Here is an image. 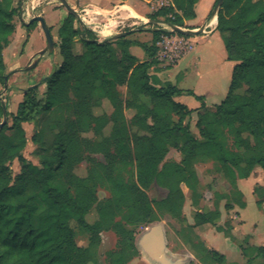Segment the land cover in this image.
I'll return each mask as SVG.
<instances>
[{
    "label": "trees",
    "instance_id": "1",
    "mask_svg": "<svg viewBox=\"0 0 264 264\" xmlns=\"http://www.w3.org/2000/svg\"><path fill=\"white\" fill-rule=\"evenodd\" d=\"M140 1L151 6L158 0ZM165 1L167 4L147 19L161 18L168 27L194 29L186 23L196 18L199 0ZM16 13L13 0H0V85L7 81L2 52L14 34ZM211 18L212 12L206 22ZM76 22L68 14L58 28L62 62L41 81V96L39 85L26 88L14 113L7 112L0 98V123L4 113L11 120L10 126L7 122L0 129V264L92 263L89 249L76 244L72 223L91 234L90 246L100 243L102 232L112 231L118 249L107 253L108 264H128L139 256L137 226L156 221L155 211L180 219L183 195L179 185L196 191V163H215L218 175L235 190L236 180L247 179L257 167L264 176V0L222 1L215 30L226 60L234 65L227 93L213 110L205 107L202 97L170 83L159 85L150 74L159 64L156 44L162 35L174 32L150 30V45L126 37L116 39L117 51L110 40L98 42L89 30L75 28ZM33 25L37 23L24 26L29 30ZM76 38L82 45L79 54L74 52ZM132 44L144 51L146 60L140 62L129 53ZM119 87L126 88L124 101ZM182 95L193 97L199 108L190 110L176 102ZM102 99L112 107L110 115L94 114ZM128 107L135 110L129 125L123 116ZM194 112L198 137L189 129ZM26 124L38 128L31 138L37 147V165L22 155ZM107 126L110 130L105 135ZM226 140L230 148L225 146ZM170 149L181 156L179 163L164 162ZM84 152L100 154L103 162H95L85 177H79L75 169ZM14 161L19 172L13 178L9 164ZM130 166L135 179L123 181L120 172ZM62 172L66 174L65 188L60 183ZM88 182L105 183L110 198L97 202ZM152 183L169 189L165 199L149 201L144 190ZM254 193L256 205L261 207L264 185L255 186ZM94 205L98 218L88 224L86 216ZM117 215L119 221H114ZM193 219L195 227L211 225L221 231L216 226L218 211L194 212ZM197 245L206 257L217 259L218 264L224 262L222 255L202 243ZM256 251L264 256V247Z\"/></svg>",
    "mask_w": 264,
    "mask_h": 264
},
{
    "label": "rangeland",
    "instance_id": "2",
    "mask_svg": "<svg viewBox=\"0 0 264 264\" xmlns=\"http://www.w3.org/2000/svg\"><path fill=\"white\" fill-rule=\"evenodd\" d=\"M216 0H200L201 2L198 6L206 10V16L203 23H209V27L197 36H193L196 40L194 49L189 54L185 55L177 64L176 69L170 71L157 70L155 72H162L160 74V80L164 85L166 81H172L180 89L190 90L193 92L208 93L206 105L213 107L218 105L221 100L224 99L231 77V71L233 68V63L226 60V55L224 52V47L220 35L215 33L212 36H207L210 34L211 28L215 26L216 17L212 16L209 22H206V18L210 12H212ZM206 2V3H205ZM205 3V4H204ZM14 6L17 8L16 16L13 19V24L15 26V31L13 36H11V41H9L8 46L4 49V58L6 63H11L14 61L26 62L28 57V63L24 68H22L21 74H13L6 72L7 81L4 85H0V98L6 106L8 113L15 112L18 95H20L21 90L28 87L39 85V96L43 93L41 81L44 78L50 77L54 72L57 71L62 62V57L59 53V39L57 31L63 20H59V13L62 10V6L57 0H13ZM166 5L165 0H158L153 5V14L158 11L162 6ZM72 9L76 11L78 15H81L79 9L72 4L70 5ZM65 10V9H64ZM156 10V11H155ZM199 14H201V11ZM66 14L68 12L65 10ZM34 16H41L47 26L50 29V33L54 42V48L51 52H46L39 60L35 68L26 70L36 60V54L46 47V42L44 35L39 27V25H33L29 30L24 26L25 23L29 22ZM214 20V23H213ZM78 19V22L74 23V27L78 30L85 28L92 32L97 41L102 42L100 37V30L95 28V25L89 27L88 25H83ZM159 25H154V28H165L169 27L163 23V20L158 19ZM148 25L152 23L148 19ZM188 24V22L186 23ZM202 25L197 26L194 29L201 28ZM39 28V29H37ZM193 29V30H194ZM36 30V31H35ZM190 30V29H189ZM175 34V33H174ZM131 36V35H130ZM206 36V37H204ZM189 37V36H186ZM152 34L150 30L145 32H138L135 37L142 43L150 42ZM160 40V47L157 50V57L162 61L161 63L166 64L165 60L170 59L173 61L178 58L182 52L183 46H178L169 51L167 45L163 39ZM169 46H173L172 42L168 43ZM14 47V53L11 48ZM82 45L79 38L75 39L74 52L76 54L81 53ZM132 56L136 59L146 60V55L141 48H134L132 50ZM171 64V63H170ZM174 72H179L176 74L180 77L178 84L176 83L175 77L169 78L170 74ZM154 70L150 72L152 76ZM182 77H185L183 80ZM158 83V82H157ZM121 99L124 101L126 97V88H118ZM188 107H191L193 103H196L193 97L186 96L184 101ZM198 105V104H197ZM112 107L109 105L108 101L102 99L100 101V106L93 109L95 115L106 114L110 115L112 113ZM135 110L131 107L123 109V116L126 123L129 125L130 118L134 115ZM8 126L11 125V120L7 117ZM192 115L190 117L189 126L192 131L195 132L193 126H191ZM26 146L22 152L23 157L26 161L33 165H37V157L35 154L36 146L31 141L32 136L38 130L32 124L23 125ZM110 126H107L104 130L105 135L109 133ZM192 133V132H191ZM85 137H92L91 134H84ZM226 147H229V140L224 142ZM83 159L79 162L75 169V174L79 177H85L88 171L93 168L95 162H103L102 156L100 154L82 153ZM88 158V159H87ZM91 160H90V159ZM181 156L179 153L173 149H170L166 155L164 162L179 163ZM212 165L210 162L206 163H196L195 171L198 178L199 186L195 187L196 191L192 193L185 184H180L179 188L183 195V202L180 210V219H175L170 216L165 211H155L157 220L140 225L136 227L135 230V244L137 246L138 238L145 233L151 226L158 225L161 227L164 234V245L165 256L171 261H181L183 264H218L217 259L208 258L205 253L197 245L202 243L203 246L209 251H215L219 255L224 257V262L222 264H264V256L262 253H257V247H264V207H257L255 202L257 197L254 194H246L245 202L246 208L242 212L241 220L244 223L239 222L238 230L232 235L231 222L236 214L231 212V210L238 211L242 209L239 207L240 203H244L242 196L237 195V191L233 189L226 181L222 179H217V167ZM9 168L12 173V177L19 172V165L16 161L9 164ZM121 177L123 181L130 182L135 179V170L133 166L122 170ZM65 172L60 175L61 184L63 188L67 187L65 184ZM213 176V177H212ZM216 176V177H214ZM87 186L94 191L95 198L97 202H104L109 199L111 194L105 183H94L88 182ZM147 198L151 202H157L165 199L168 195L169 189L152 183L148 189L144 190ZM70 194L73 196V190L70 189ZM220 196L221 199H216ZM228 204L229 208H225ZM232 204V205H231ZM95 206L90 210L86 216V222L88 224L94 223L98 216L96 213ZM245 207V206H244ZM40 210L42 205L39 204ZM206 210L218 211L220 214V219L216 226L218 229L211 225H201L194 226L193 214L194 212H202ZM114 221H119V216L117 215ZM229 227H228V225ZM75 231L76 237L75 242L78 246L83 248H88L89 253L92 257V263L90 264H108L107 253L117 251V238L112 231H104L100 234V243L98 245L90 246V236L91 234L84 229H77L75 224H71ZM201 238H205L204 241ZM207 239V240H206ZM226 239H230L227 241ZM138 248V247H137ZM193 249V251L191 250ZM139 257L135 258L129 264H158L157 262L150 260L139 248ZM195 253V254H194ZM197 253V254H196ZM201 257L203 260L199 259Z\"/></svg>",
    "mask_w": 264,
    "mask_h": 264
},
{
    "label": "crops",
    "instance_id": "3",
    "mask_svg": "<svg viewBox=\"0 0 264 264\" xmlns=\"http://www.w3.org/2000/svg\"><path fill=\"white\" fill-rule=\"evenodd\" d=\"M199 1L195 6L196 18L192 21H189L187 24L191 28H196L197 26H200V25H202V26L207 25V27H209V25H208L209 23H203L205 16H206V10L203 11V9L201 7H199V9H198L199 4L201 3ZM66 2L69 4V6L70 5L72 6V4L74 3V5L81 12V15H79V18H80L79 22H81L83 25L84 24L88 25L89 27H91L92 25H95V28L100 30L99 34H100V37L102 38V41L110 40L111 47L117 48V51H118V47H117V44L115 42L116 39H113V37L116 34L131 31V33L126 36L127 40L135 42V43H139V44L150 45L152 38H151L150 42H147V43H142V42H140L136 39H132V38L135 37L137 35V33L139 32V31H137L139 27L142 28V32H145L148 30H153V29H159V28H154L155 27L154 25H159V24L151 23L150 25H148V23H147V21H148L147 16L152 14L153 13L152 11H154L155 8L141 2L140 0H66ZM198 10L201 11V14H199ZM66 16H67V14H66L65 10H64V8H62L61 12L59 13V20L60 21L63 20ZM215 28H216V22H215V26L213 28H211V30L209 32L210 34H208L207 36H212L215 33L218 34V32L215 30ZM37 29H39V28H37ZM162 29H164V28H162ZM192 37L193 36L186 37V36H179L176 34H170V35H166V36L162 35L160 37V39L164 40L165 44L167 45L166 47H168L169 51H172L173 48L177 47L175 45L183 46L184 50L182 52H180V55H177L178 58L176 60L173 61L172 59H170L171 62H169L168 60H165L166 64L161 63L162 60L157 57L159 64L155 68L153 75L158 80L159 84H162V81L160 80V74L162 72H155V71H157V70L170 71V69L171 70L176 69L179 61L185 55H187L193 51L194 46L196 44V40H194V38H192ZM204 37H206V36H204ZM9 41H11V37H10ZM170 42H172L174 45L169 46L168 43H170ZM136 47L140 48L136 44L130 45L128 51L131 55H132V50ZM156 47L159 49L160 40L156 44ZM11 50L14 53V47H12ZM2 54H3V58H4V50H3ZM14 55H15V53H14ZM138 60L140 62H142L143 59L141 58ZM28 61H29L28 57H27L25 63H22L21 61L12 60V62L9 64V63H6L4 60L6 72L10 71L9 73L19 75V74H21L20 72H22V70H23L22 68H24L27 65ZM24 64H25V66H24ZM177 73H179V72H174V74L172 73L169 75L170 79L175 77V80H176L175 84H178V81L180 80V77L178 75L176 76ZM184 78L185 77H182L181 79L183 80ZM171 80H173V79H171ZM171 80L164 82V84L170 83L171 85L178 88L176 85H174V83H172ZM41 89L43 90L44 86H42ZM178 89H180V88H178ZM180 90H185V89H180ZM188 91H190V90H188ZM22 92H23V89L21 90L20 95H18L17 104L22 100ZM191 92L194 95L200 96L203 98V103L207 109H209V110L214 109L215 105L213 107L206 105L208 93L205 92L203 94L200 92H193V91H191ZM186 96H188V95H182L178 98H175V101L180 103V104L185 105L190 110H196L197 108H199L200 103L197 102L194 98L193 99L195 100L196 103H193L191 107H188L185 103H182L184 101V99L186 98ZM10 113H12V112H10ZM191 115H192L191 126H193V128L195 129V132L192 131V128L190 126H189V129L192 132L194 137H198V131L195 127L196 113L194 112ZM210 163L212 165V169H214L213 165H215V167L217 166L213 162H210ZM216 176H218L217 179L220 178L223 181H226L230 185L229 181L220 177L218 175V173H216ZM216 176H214V177H216ZM257 185L258 186L264 185L263 172L258 167L253 170V172L251 173V175L247 179H237L235 182L236 191L241 194V196L244 199V202H245L246 194L253 195V197H254V194H253L254 188ZM255 204H256V202H255ZM263 207H264V203H262V205H261V208H263ZM245 208H246V202H245L244 208L239 209L238 211L231 210V212L236 214L235 217H232V216L229 217V218H233V221L231 222V226L233 228L232 229V235H233V233H236V231L238 230L239 222L244 223L243 220H241V217H242V212L245 210ZM240 226H241V224H240ZM201 239L204 241L205 238H201ZM226 240L230 241V239H226ZM130 262H132V261H130Z\"/></svg>",
    "mask_w": 264,
    "mask_h": 264
},
{
    "label": "water",
    "instance_id": "4",
    "mask_svg": "<svg viewBox=\"0 0 264 264\" xmlns=\"http://www.w3.org/2000/svg\"><path fill=\"white\" fill-rule=\"evenodd\" d=\"M59 4L68 12V14L75 17L77 20L79 19V15L76 13L74 9H72L66 0H57ZM223 0H217L216 4L212 10V16L216 17V14L222 4ZM36 22L45 38L46 47L39 51L36 54V60L26 68V70H30L36 67L40 58L46 53L51 52L54 48V42L51 36V31L47 24L45 23L44 19L41 16H34L29 20V22L25 23L28 25L29 23ZM153 24H159L158 21H152ZM207 25L202 26L199 29L189 30V29H182L178 26H169L171 32L181 34L183 36H197L201 33H204L205 28ZM131 31L122 32L116 34L113 39H120L129 35ZM7 124V117L5 113L3 114L2 122L0 123V129ZM164 234L162 229L158 225L151 226L145 233H143L137 240V247L150 259L158 264H183L181 261H171L168 259L165 254V245H164Z\"/></svg>",
    "mask_w": 264,
    "mask_h": 264
},
{
    "label": "bare ground",
    "instance_id": "5",
    "mask_svg": "<svg viewBox=\"0 0 264 264\" xmlns=\"http://www.w3.org/2000/svg\"><path fill=\"white\" fill-rule=\"evenodd\" d=\"M213 23H214V20H213Z\"/></svg>",
    "mask_w": 264,
    "mask_h": 264
},
{
    "label": "built area",
    "instance_id": "6",
    "mask_svg": "<svg viewBox=\"0 0 264 264\" xmlns=\"http://www.w3.org/2000/svg\"><path fill=\"white\" fill-rule=\"evenodd\" d=\"M167 4V3H166Z\"/></svg>",
    "mask_w": 264,
    "mask_h": 264
}]
</instances>
